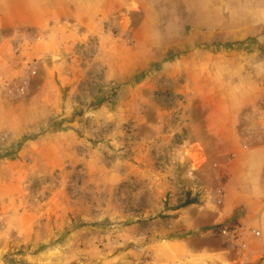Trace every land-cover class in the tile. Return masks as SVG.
<instances>
[{
  "label": "rangeland",
  "instance_id": "1",
  "mask_svg": "<svg viewBox=\"0 0 264 264\" xmlns=\"http://www.w3.org/2000/svg\"><path fill=\"white\" fill-rule=\"evenodd\" d=\"M231 91L248 151L264 0H0V264L249 256L218 236L240 185L199 148Z\"/></svg>",
  "mask_w": 264,
  "mask_h": 264
},
{
  "label": "crops",
  "instance_id": "2",
  "mask_svg": "<svg viewBox=\"0 0 264 264\" xmlns=\"http://www.w3.org/2000/svg\"><path fill=\"white\" fill-rule=\"evenodd\" d=\"M235 96L236 94L231 91L228 102H218L217 112L216 109L209 107L210 118L222 121L223 130L219 129L213 134L211 131L208 133L209 137L215 139L217 144L215 147L201 140L199 148L203 159L216 160L219 163L220 171L228 178L227 185H240L239 188L234 187L229 191L239 193L240 202H242L240 203L242 206L240 221L248 228L259 230L262 237L257 239L250 236L251 253L249 256L242 257L243 259L240 257L217 259L218 264H264L262 258L264 250V140H260L259 144L248 151L243 150L239 132L230 128L231 122L233 125L238 122L241 111L245 107L243 102L240 104L235 101L237 99Z\"/></svg>",
  "mask_w": 264,
  "mask_h": 264
},
{
  "label": "built area",
  "instance_id": "3",
  "mask_svg": "<svg viewBox=\"0 0 264 264\" xmlns=\"http://www.w3.org/2000/svg\"><path fill=\"white\" fill-rule=\"evenodd\" d=\"M258 134L256 139L264 140V129ZM218 236L226 246L245 251L249 250L250 236L261 239L262 234L259 230L248 228L245 225L228 224L219 228ZM262 258L264 259V250Z\"/></svg>",
  "mask_w": 264,
  "mask_h": 264
},
{
  "label": "trees",
  "instance_id": "4",
  "mask_svg": "<svg viewBox=\"0 0 264 264\" xmlns=\"http://www.w3.org/2000/svg\"><path fill=\"white\" fill-rule=\"evenodd\" d=\"M197 203V200L195 198H189L184 202V204L181 205V207H184V206H189V205H192V204H196Z\"/></svg>",
  "mask_w": 264,
  "mask_h": 264
}]
</instances>
